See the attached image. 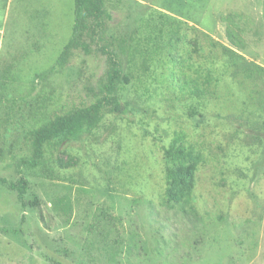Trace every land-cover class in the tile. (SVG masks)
I'll return each mask as SVG.
<instances>
[{"label":"rangeland","instance_id":"obj_1","mask_svg":"<svg viewBox=\"0 0 264 264\" xmlns=\"http://www.w3.org/2000/svg\"><path fill=\"white\" fill-rule=\"evenodd\" d=\"M98 1L0 0V179L39 203L0 188V264H264V0H101L102 30ZM180 132L201 162L172 203Z\"/></svg>","mask_w":264,"mask_h":264},{"label":"trees","instance_id":"obj_2","mask_svg":"<svg viewBox=\"0 0 264 264\" xmlns=\"http://www.w3.org/2000/svg\"><path fill=\"white\" fill-rule=\"evenodd\" d=\"M97 11L95 13L96 17V27L98 30H102L104 23L101 20L102 16V1L99 0L97 3ZM239 15L230 13L222 18L225 24L226 38L231 46L242 49L246 45V40L244 37V30L242 25L239 23ZM121 72L116 69L114 74L110 77L109 83L104 87L105 91H109L115 88L116 80L120 76ZM211 76L207 74L203 77V82L195 81L190 85L189 89L192 93H198L202 97L210 95L208 88L211 86ZM106 101L111 100L110 97H104ZM103 99V100H104ZM112 109L115 113L122 116L128 115V110L124 108L118 101H113ZM76 115V114H75ZM68 117L64 116L60 118L59 126L63 128ZM90 132V127L87 125H80L73 128L66 140L69 142L77 143L83 140ZM53 131L51 130V134ZM187 136L185 133H177L173 139L170 149L165 152L166 158L169 162L168 177H169V188L167 190V199L172 203H180L188 197H190L194 186H195V172L198 165L201 162L200 156L195 152L194 148L187 142ZM7 187L11 191H16L22 205L24 206H38L39 203L37 199L35 201L26 202V194L28 192V186L24 179L20 178L17 182H9L4 178L0 179V188ZM54 210L60 214L63 219L68 222L70 221L73 213L72 202L69 197L62 196L57 198L53 203Z\"/></svg>","mask_w":264,"mask_h":264}]
</instances>
